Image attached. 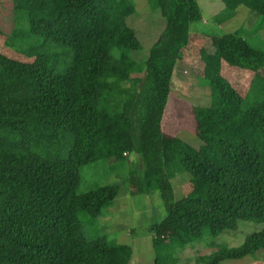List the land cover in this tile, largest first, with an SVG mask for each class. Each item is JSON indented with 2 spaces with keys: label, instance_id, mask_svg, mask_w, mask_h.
Masks as SVG:
<instances>
[{
  "label": "trees",
  "instance_id": "trees-1",
  "mask_svg": "<svg viewBox=\"0 0 264 264\" xmlns=\"http://www.w3.org/2000/svg\"><path fill=\"white\" fill-rule=\"evenodd\" d=\"M219 1L227 17L247 4ZM254 10L264 18V9ZM155 14L162 29L148 32ZM201 20L197 0H147L140 10L133 0H12L5 45L32 62L0 54V264H127L131 248L87 240L80 217L96 219L118 186L83 195L77 188L82 167L121 162L132 152L127 192L157 191L166 217L149 230L155 237L174 231L154 264H169L167 249L206 233L236 232L239 222L264 226V52L234 34L212 37L213 51L201 53L200 81L211 91L196 125L201 145L161 128L175 65L190 25ZM222 62L251 73L256 99L242 98L223 78ZM138 71L136 90L123 93ZM178 175L193 185L191 198L175 200L171 180ZM260 252L264 229L195 264Z\"/></svg>",
  "mask_w": 264,
  "mask_h": 264
},
{
  "label": "rangeland",
  "instance_id": "rangeland-1",
  "mask_svg": "<svg viewBox=\"0 0 264 264\" xmlns=\"http://www.w3.org/2000/svg\"><path fill=\"white\" fill-rule=\"evenodd\" d=\"M133 1L137 10H140L147 2V0ZM197 3L201 10L202 20L190 25L188 44L182 51V58L186 64L183 66L178 64L174 70L163 123L164 134L184 141L193 147L202 143L201 137L196 131V125L202 123L201 110L210 106V87L207 84H202L200 78L203 74L201 53L210 54L213 51L211 38L234 34L247 41L255 49L264 52L263 13L243 7L238 10V14H233V18L229 19L224 15L225 7L219 0H197ZM258 4L261 5L259 9H264V0H258ZM151 18L153 25L148 29V32L160 31L163 21L159 15L155 14ZM13 28L12 0H0V54L23 63H31V58L17 53L5 45V39ZM148 37L152 40V35ZM141 38L145 37L142 35ZM147 51L148 48L144 51V57ZM134 56L135 54L132 55V57ZM141 67L143 69L142 65ZM221 68L223 78L242 98H247L246 100L249 102L256 99L258 93H249L251 73L230 67L225 63ZM142 75L143 71L132 75L124 83L122 92L135 91ZM178 75L180 76L177 77ZM136 159L137 154L132 152L121 162L106 164L100 160L96 164L80 169L78 195L89 193L106 185H116L119 188V194L113 203L104 208L96 219L87 221L82 215L80 217L84 219L83 231L87 240L105 237L109 241H115V234L119 232L121 235H129L130 239L131 236L140 239L142 252L150 253L153 257V250L149 242L152 232L149 229L153 223L164 219L166 214L157 192L138 197H131L127 192L126 174L129 166L131 163H135ZM172 187L176 201L192 197L193 185L185 175L176 176ZM172 229L167 228L157 233L158 242L164 240L166 244H169V236L174 233ZM263 229V225L254 222H239L236 232L225 231L212 237L206 233L204 239L193 241L192 244L185 247L167 249V255L171 260L169 264H195L197 257L208 256L220 249L239 247L247 235ZM132 242L136 241L132 240ZM221 264H264V252Z\"/></svg>",
  "mask_w": 264,
  "mask_h": 264
},
{
  "label": "crops",
  "instance_id": "crops-1",
  "mask_svg": "<svg viewBox=\"0 0 264 264\" xmlns=\"http://www.w3.org/2000/svg\"><path fill=\"white\" fill-rule=\"evenodd\" d=\"M257 6L258 7H261V5L258 4V0H247V4L244 5V6H241L239 9H241L243 7H247L248 10H251L252 11ZM239 9H237V11L235 12V14L236 13L238 14V10ZM233 16L229 17V19L230 18H233ZM178 64L181 65V66H183V65L186 64V62L181 57V59L179 61H177L174 70L176 69V67H177ZM223 64H224V62H222V65ZM222 65H221V67H222ZM173 73H174V71H173ZM221 74H222V68H221ZM179 76L180 75H178L177 77H179ZM172 78H173V75H172ZM163 123H164V115H163L162 124H161L162 131L164 132V130H163V128H164L163 127ZM174 179H176V177ZM174 179L171 180V184L172 185H173ZM173 190H174V188H173ZM153 192H157V191H153ZM146 195L148 196V194H146ZM158 195H159V193H158ZM159 198H160V196H159ZM162 206H163V204H162ZM164 211H165V209H164ZM164 219H162V220H164ZM155 223H158V222H155ZM172 231H173V229H172ZM115 235H116L115 242H117L119 244H123V245H128L131 248V256H130V259L128 260V263L127 264H154L156 251L159 250V249H161L162 245H165L166 244V242H164V240L161 241V242H158V239H157L158 236L155 237V235L151 234L150 237H149L150 246L152 247V250H153V257H151L150 253H145V251L142 252V250H141V248H142V242L140 241V239L134 238L133 236H131L132 238L130 239L129 238V235L128 236L125 235V234L124 235H121L119 232H116ZM131 235H132V233H131ZM132 240H135L136 242H132Z\"/></svg>",
  "mask_w": 264,
  "mask_h": 264
}]
</instances>
